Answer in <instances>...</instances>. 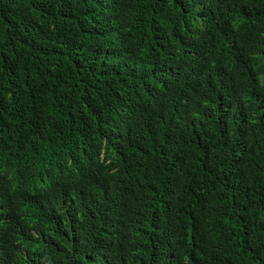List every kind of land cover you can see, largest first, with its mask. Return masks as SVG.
<instances>
[{"label":"trees","instance_id":"trees-1","mask_svg":"<svg viewBox=\"0 0 264 264\" xmlns=\"http://www.w3.org/2000/svg\"><path fill=\"white\" fill-rule=\"evenodd\" d=\"M0 264H264V0H0Z\"/></svg>","mask_w":264,"mask_h":264}]
</instances>
